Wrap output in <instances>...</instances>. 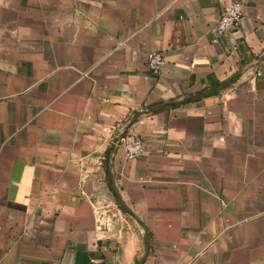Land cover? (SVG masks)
Segmentation results:
<instances>
[{
	"label": "crops",
	"instance_id": "1",
	"mask_svg": "<svg viewBox=\"0 0 264 264\" xmlns=\"http://www.w3.org/2000/svg\"><path fill=\"white\" fill-rule=\"evenodd\" d=\"M226 1L0 0V264H264V0L213 42Z\"/></svg>",
	"mask_w": 264,
	"mask_h": 264
},
{
	"label": "built area",
	"instance_id": "2",
	"mask_svg": "<svg viewBox=\"0 0 264 264\" xmlns=\"http://www.w3.org/2000/svg\"><path fill=\"white\" fill-rule=\"evenodd\" d=\"M244 15V2L242 0L226 1L221 7L217 23L212 29V41L217 42L229 31L239 28ZM146 57L149 68L155 73H159L166 63V56L162 50L148 51ZM113 143L115 147L122 149L126 159L138 158L148 151L144 137L131 131L120 134L113 140ZM102 226V221L99 218L98 227L102 228ZM88 264H100V260L92 258Z\"/></svg>",
	"mask_w": 264,
	"mask_h": 264
},
{
	"label": "trees",
	"instance_id": "3",
	"mask_svg": "<svg viewBox=\"0 0 264 264\" xmlns=\"http://www.w3.org/2000/svg\"><path fill=\"white\" fill-rule=\"evenodd\" d=\"M226 85V81L222 80V81H217L215 82V86L212 87V88H209V89H202L200 90L199 92H197L196 94H194L193 96H188V97H185L183 98L182 100H176V101H173L172 103L174 105H179L181 103H184V102H188L189 100L193 99V98H201L205 95H208V94H211V93H215V92H218L222 87H224ZM118 200L121 202L120 198H118ZM123 204L121 203V206ZM126 209V208H125ZM143 259H137L135 264H140L142 262Z\"/></svg>",
	"mask_w": 264,
	"mask_h": 264
}]
</instances>
